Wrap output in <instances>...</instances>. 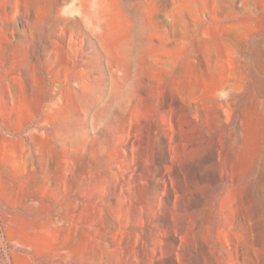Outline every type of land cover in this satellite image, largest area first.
<instances>
[{"label":"rangeland","instance_id":"374dc122","mask_svg":"<svg viewBox=\"0 0 264 264\" xmlns=\"http://www.w3.org/2000/svg\"><path fill=\"white\" fill-rule=\"evenodd\" d=\"M89 1L0 0V264H264V0Z\"/></svg>","mask_w":264,"mask_h":264},{"label":"bare ground","instance_id":"6f19581e","mask_svg":"<svg viewBox=\"0 0 264 264\" xmlns=\"http://www.w3.org/2000/svg\"><path fill=\"white\" fill-rule=\"evenodd\" d=\"M90 1H91L90 6L93 7L95 5V3H96V0H90ZM71 9H73V8H71ZM74 9H77V8H74Z\"/></svg>","mask_w":264,"mask_h":264}]
</instances>
